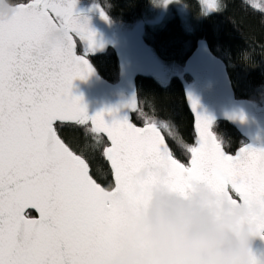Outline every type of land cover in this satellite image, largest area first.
Listing matches in <instances>:
<instances>
[{
	"label": "snow or ice",
	"instance_id": "6c2138e0",
	"mask_svg": "<svg viewBox=\"0 0 264 264\" xmlns=\"http://www.w3.org/2000/svg\"><path fill=\"white\" fill-rule=\"evenodd\" d=\"M241 2L247 6V0ZM77 4L30 0L17 3L10 19H0V264H111L122 223L117 198L142 203L157 178L138 185L136 177L153 167L167 169L174 191L186 194L195 184H206L230 203L249 206L253 234L264 239V148L225 151L213 119L199 114L191 94L193 143L138 110L135 97L128 107L139 112L142 127L129 117L108 123L104 113L88 116L72 89L75 80L94 73L86 57L97 48V34L77 15ZM220 7L206 0L203 13ZM251 7L264 15V2ZM100 13L109 19L103 8ZM57 31L64 39L52 45L49 37ZM89 124L88 132L106 134L110 141L105 145L93 135L91 145L102 148L110 164L106 184L91 174L85 149L77 153L58 135L65 126ZM29 209L39 218H31ZM250 264L262 262L253 253Z\"/></svg>",
	"mask_w": 264,
	"mask_h": 264
},
{
	"label": "trees",
	"instance_id": "16d2710c",
	"mask_svg": "<svg viewBox=\"0 0 264 264\" xmlns=\"http://www.w3.org/2000/svg\"><path fill=\"white\" fill-rule=\"evenodd\" d=\"M157 0H78L81 10L104 9L107 22L112 25L131 27L146 22L152 15ZM187 14H172L161 24L146 23L141 39L154 57L167 67H174L178 73L161 83L153 75L137 73L133 86L138 94V110L147 116L164 121L173 126L187 143H193L195 133L193 117L187 107L185 87L192 80L184 72V65L196 49L200 40L207 41L210 50L227 67L235 95L246 99L258 107L264 106V15L259 9H253L252 3L264 0H247V6L241 0H215L220 9L203 13L201 0H180ZM214 1V2H215ZM16 3H28L30 0H14ZM91 9V10H90ZM86 48L82 44L80 53ZM99 74L112 83L124 80L122 61L117 49L109 45L104 49L90 51L87 55ZM132 121L143 126L139 112L132 114ZM91 125H68L58 129V135L77 153L85 146V155L90 163L91 174L98 182L106 184L110 179V166L102 154V148H93V135L108 141L101 134L87 131ZM213 131L226 142L225 151L235 153L246 144L240 133L226 122H217ZM177 156L186 161L177 144L167 138ZM103 174L104 178L99 174ZM34 217V213H28Z\"/></svg>",
	"mask_w": 264,
	"mask_h": 264
},
{
	"label": "clouds",
	"instance_id": "9594fccd",
	"mask_svg": "<svg viewBox=\"0 0 264 264\" xmlns=\"http://www.w3.org/2000/svg\"><path fill=\"white\" fill-rule=\"evenodd\" d=\"M17 6L0 0V19H10ZM63 39L59 31L49 37L52 45ZM151 174L157 183L142 203L117 198L122 223L111 264H250L256 238L252 208L230 203L206 184L186 194L174 191L163 167H153Z\"/></svg>",
	"mask_w": 264,
	"mask_h": 264
},
{
	"label": "water",
	"instance_id": "95a60500",
	"mask_svg": "<svg viewBox=\"0 0 264 264\" xmlns=\"http://www.w3.org/2000/svg\"><path fill=\"white\" fill-rule=\"evenodd\" d=\"M214 1L212 0L213 3ZM77 15L90 22V28L97 34L96 38L102 36L105 19L101 16L99 10L83 11L77 13ZM87 59L92 65L94 73L84 80L77 79L74 81L73 96L82 98L89 117L104 113L105 120L108 123H112L114 119L122 120L125 117H129L132 120L134 112L128 105L135 97L138 108L139 100L130 79L124 78L119 83L109 82L99 74L91 60ZM122 72H124L123 68ZM184 72L192 80L185 87V99L193 121L194 113L188 100L189 94L198 100L199 108L197 111L200 115L212 118L214 124L221 121L234 127L247 141L242 147L264 148V106L258 107L249 100L236 97L226 64L212 53L207 41L200 40L198 42L196 49L185 62ZM109 112L114 115H108ZM100 134L103 135L110 146V141L107 139L106 134ZM151 169L144 168L138 173L136 177L138 185L152 176ZM146 172L148 173L147 177L138 179ZM27 212L34 213L35 216L31 218H39L37 210L29 209ZM253 253L264 264V239L260 237L254 239Z\"/></svg>",
	"mask_w": 264,
	"mask_h": 264
},
{
	"label": "rangeland",
	"instance_id": "374dc122",
	"mask_svg": "<svg viewBox=\"0 0 264 264\" xmlns=\"http://www.w3.org/2000/svg\"><path fill=\"white\" fill-rule=\"evenodd\" d=\"M201 2L204 9L206 0H201ZM214 3L217 4L216 1ZM83 11L87 10L76 8L77 13ZM172 14H178L181 16H185L187 14V9L180 0H173L171 3H166V0H157L153 8L152 15L147 19V21L140 22L131 27L112 25L105 20L103 34L100 38L96 39L97 49L102 50L109 45H112L117 49L123 63L124 78H129L131 85H133V79L137 73H147L153 75L159 82L165 83L171 75L177 74L178 71L176 68H169L158 61L142 42L141 34L143 26L146 23L161 24ZM130 57H137V59L139 58L138 60L147 59V61L139 68L140 71L137 70L138 72H130V68H132Z\"/></svg>",
	"mask_w": 264,
	"mask_h": 264
},
{
	"label": "flooded vegetation",
	"instance_id": "af4514ba",
	"mask_svg": "<svg viewBox=\"0 0 264 264\" xmlns=\"http://www.w3.org/2000/svg\"><path fill=\"white\" fill-rule=\"evenodd\" d=\"M96 39H98V38H96ZM132 49V48H131ZM133 53V52H132ZM134 58H136V59H134ZM139 59V58H138ZM137 59V57H130V61H131V67L132 68H130L131 69V71L130 72H133V71H140L139 70V68L142 66V65H144V63L147 61V59H141V60H138ZM140 65V66H139ZM134 67V68H133ZM122 68H123V63H122ZM137 71V72H138Z\"/></svg>",
	"mask_w": 264,
	"mask_h": 264
}]
</instances>
